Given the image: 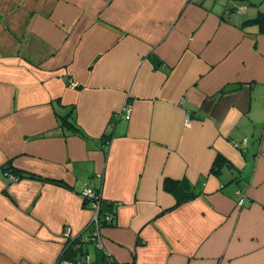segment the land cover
Returning <instances> with one entry per match:
<instances>
[{"label":"crops","instance_id":"obj_1","mask_svg":"<svg viewBox=\"0 0 264 264\" xmlns=\"http://www.w3.org/2000/svg\"><path fill=\"white\" fill-rule=\"evenodd\" d=\"M86 185L115 206L96 264H264V0H0V264L87 235Z\"/></svg>","mask_w":264,"mask_h":264},{"label":"trees","instance_id":"obj_2","mask_svg":"<svg viewBox=\"0 0 264 264\" xmlns=\"http://www.w3.org/2000/svg\"><path fill=\"white\" fill-rule=\"evenodd\" d=\"M260 18V17H259ZM228 89V87L221 89V91ZM71 109V108H70ZM189 118V117H188ZM60 119V125L63 126L66 131L68 132H73L76 133L80 136H84L80 130L74 125L72 124V112L71 110L69 111V113H67L66 115L63 116H59ZM110 138V136H107V139H104L103 142L106 143L108 141V139ZM225 160H223V158L221 156H218L215 158L214 162L212 163L213 167L210 169L211 173L217 174L220 170V163H223ZM9 172L10 174H14L18 176V181L23 177L22 174L17 173L15 170H11L9 167H3L2 169V176H3V172ZM31 177V176H30ZM5 178V176H4ZM6 179V178H5ZM163 183H162V188L167 191L168 193L172 194L174 197V204L172 205L171 208L179 206L181 204H184V202L189 201V200H193L195 199L196 196L199 195V190H197L196 188H194L187 179L182 178L181 180H177V179H168L165 178L163 179ZM7 181V180H6ZM8 182V181H7ZM9 183V182H8ZM12 184V183H11ZM96 192H99V195H101L99 188H94L93 186H91ZM82 190V189H81ZM81 190L79 191V193L81 192ZM80 195V194H79ZM242 196V198L244 199V195L240 192L237 196L236 200V205L239 208H242L244 206V202L242 206L238 205V199ZM245 201V199H244ZM83 203L87 205V202L83 199ZM114 203H110L108 201H106L103 196L101 195L100 197V212H102L103 215H110V221H107L105 219H101L102 220V224H101V229L104 226H108V225H112L113 220L115 219V215H114ZM89 225V223H88ZM90 226L86 227V231L88 232L87 235H78L76 237H72L69 240H66L65 242H63V247L61 249V251L59 252V254L57 256H60L61 258H78L79 256L83 255L84 253H86L85 251H83V247L88 245V243H84L85 245L82 246L81 244V239L82 238H86V239H90L89 235H90ZM95 250H97L95 248ZM98 251V250H97ZM99 252V251H98ZM101 255H103L104 258H106L105 254H103V252H99ZM56 256V257H57ZM92 258V262L94 264H96L97 262L94 261V258L91 256ZM96 262V263H95Z\"/></svg>","mask_w":264,"mask_h":264},{"label":"built area","instance_id":"obj_3","mask_svg":"<svg viewBox=\"0 0 264 264\" xmlns=\"http://www.w3.org/2000/svg\"><path fill=\"white\" fill-rule=\"evenodd\" d=\"M70 87H74L76 86V82L74 81H70L69 83ZM130 105L128 103H125L122 107L120 112H118V114L116 115V117H120L121 115L127 119L129 117L130 114ZM186 123L189 122V118L188 116L186 117ZM245 139H243L240 143H236L234 142L233 145L234 147H238V148H243L245 146ZM3 176H5L6 180L9 183H13V182H17L18 181V176L17 175H12L9 172L5 171L3 172ZM80 196L87 202V207L90 209L91 211V217H90V221H89V225L90 226V235L89 238L90 239H86V238H82L81 239V244L82 246H84V243H88V244H92L94 248H96L99 252H103V254L105 253L104 250V243H103V235H102V231H101V224H102V220L101 219H105L107 221H110L111 217L110 215H103L102 212H100V197L101 195H99V192H96L90 185H86L82 188L81 192L79 193ZM244 202V199L242 198V196L238 199V205L242 206ZM63 238H64V242L66 240L71 239L72 237L69 236L68 233V229H64L63 232ZM54 264H94L92 262V258L90 253H84L83 255L79 256L78 258H61L60 256L56 257V260L54 262Z\"/></svg>","mask_w":264,"mask_h":264}]
</instances>
